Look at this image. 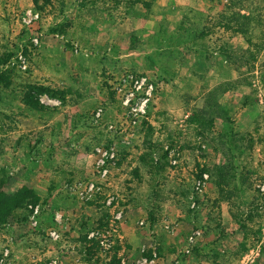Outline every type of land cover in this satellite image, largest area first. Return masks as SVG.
Here are the masks:
<instances>
[{"label": "rangeland", "instance_id": "rangeland-1", "mask_svg": "<svg viewBox=\"0 0 264 264\" xmlns=\"http://www.w3.org/2000/svg\"><path fill=\"white\" fill-rule=\"evenodd\" d=\"M5 70L0 264H264V0H0Z\"/></svg>", "mask_w": 264, "mask_h": 264}, {"label": "trees", "instance_id": "trees-1", "mask_svg": "<svg viewBox=\"0 0 264 264\" xmlns=\"http://www.w3.org/2000/svg\"><path fill=\"white\" fill-rule=\"evenodd\" d=\"M132 5H135L137 3H141L143 7H151L154 0H130ZM236 1V0H235ZM244 1H251V0H238L239 3H242ZM32 2L38 6V2L42 3H48L49 0H32ZM234 20H237L238 18L242 19L241 22L237 23V26L235 27V32H238L239 34L244 35V39L248 42V34L249 32V20L250 16L247 14H241L237 13L236 17H234ZM229 24L226 22L225 27L229 28ZM192 31L196 33V38H204L207 35V31H197L191 29V27H185L184 24L181 22L179 23L175 29L171 32L174 36L185 33V31ZM58 30L53 29V33H56ZM62 32V31H61ZM208 49L207 47H205ZM236 53L232 48H225L223 51V54L225 56L226 61H233L236 62L235 59H233V54ZM7 56V55H6ZM7 59H3L2 61H6ZM10 71L5 70L0 72V87H7L10 84ZM31 88V87H30ZM35 92L39 93H46L48 96L52 98H57L61 101H64L66 98L65 91L63 90H57V89H49L46 87H37L35 89ZM23 100L26 105L37 108L42 107L43 105L40 104L37 95L32 92V90H28L24 93ZM41 197L39 193L35 190V188L30 186H22L20 189H18L15 192H11L8 190L7 185L3 182V180H0V226L6 225L10 222V219H15L14 221L16 223L24 222L27 220V217L29 215L28 206H31L32 208L39 203Z\"/></svg>", "mask_w": 264, "mask_h": 264}, {"label": "built area", "instance_id": "built-area-1", "mask_svg": "<svg viewBox=\"0 0 264 264\" xmlns=\"http://www.w3.org/2000/svg\"><path fill=\"white\" fill-rule=\"evenodd\" d=\"M97 153L99 155L98 159L100 160V162H98V163H99V166H101V168H104L105 166H107V165H105V163L107 162L108 158L112 159L114 157V153L113 152H110V151H107V150H104V149H101V148L97 149ZM102 170L106 172V169H102ZM190 239L192 240L193 237H190Z\"/></svg>", "mask_w": 264, "mask_h": 264}]
</instances>
